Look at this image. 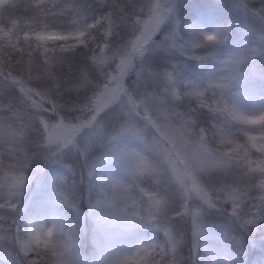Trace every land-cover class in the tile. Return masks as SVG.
<instances>
[{"label": "snow or ice", "instance_id": "obj_1", "mask_svg": "<svg viewBox=\"0 0 264 264\" xmlns=\"http://www.w3.org/2000/svg\"><path fill=\"white\" fill-rule=\"evenodd\" d=\"M101 4L109 8L102 16L90 23L77 19V27L59 30L45 20L54 15L77 17L78 6L71 0H31L23 5L17 0H0V16L17 7L31 12L27 18L31 23L26 27L24 19L9 18L0 23V81L16 89L19 86V97L0 99V208L16 209L27 181L25 169L34 156L49 157L75 143L101 111L126 97L130 108L125 130L145 140L160 161L154 162L135 150L114 153L125 162L129 178L101 186L92 205L103 209L95 218L100 248L97 264H180L178 246L183 237L167 219L166 193L159 187L162 181L175 185L182 200L177 215L190 219L194 238L201 232V209L205 205L229 212L249 231L257 223H264V110H244L236 95L226 91L229 85L222 77L210 79L203 88L188 85L178 89L171 70L161 74L172 82L171 86L154 94L151 103L134 99L125 87V77L169 9L162 0H152L147 9L140 8L137 13L114 6L113 0H101ZM122 27L135 31L127 42L113 45L112 38ZM219 42L217 33L206 32L191 47ZM82 53L86 62L73 70L71 57ZM212 55L209 52L195 58L203 60ZM34 72L39 74L34 76ZM80 89L90 90L91 95L82 97L79 103L63 101L65 91L79 93ZM168 92L176 98L194 97L195 108L188 113L178 111ZM201 110L216 114L210 128L198 125L196 114ZM137 118L146 122L144 127H137ZM225 121L234 127L225 128ZM147 127L152 129L148 139L144 136ZM59 129H67V136H56ZM33 131L39 133V141L32 140ZM97 134L98 129L91 135ZM34 144L37 151L31 150ZM213 169L226 179L205 186L201 176ZM145 181L152 186L142 187ZM60 195L69 202L66 192ZM197 201L199 206H194ZM3 219L0 217V221ZM136 219L152 223L164 233V239L131 250L105 239L108 230L130 228ZM7 227L0 223V229ZM19 245L28 264H76V241L59 223L36 224ZM0 264L6 262L0 260Z\"/></svg>", "mask_w": 264, "mask_h": 264}, {"label": "trees", "instance_id": "obj_2", "mask_svg": "<svg viewBox=\"0 0 264 264\" xmlns=\"http://www.w3.org/2000/svg\"><path fill=\"white\" fill-rule=\"evenodd\" d=\"M21 5L31 2V0H17ZM78 6L77 17L69 15H54L46 18L45 23L50 27L61 29L68 26L72 21L79 19L82 23H90L92 20L102 16L109 10L107 5H102L101 0H71ZM152 0H113L114 6H122L129 13H137L140 8L150 6ZM165 7L169 9L163 21L159 24L157 30L149 38L145 50L140 54L131 69V74L126 81L127 91L131 90L128 82L134 76V72L141 66L144 67V79L139 78L137 92L141 94L161 90L162 75L165 71L172 68L176 61L185 60L184 57L177 54L173 48H168L165 43L167 35L174 26V20L181 19L184 22H192L199 18H208L216 25L225 29V46L228 49H240L244 51V61L238 71L235 72V78L238 83L245 87H250L256 92L264 95V0H176L175 7L168 6V0H162ZM31 12L25 7H17L5 12L0 16V23L6 22L9 18L24 19V26L31 23L29 18ZM135 30L132 27H122L119 34L112 38L113 45H119L127 42ZM25 33H20L23 37ZM32 36V32H28ZM157 45V48L155 47ZM26 47V45H25ZM34 47V45H33ZM163 51L161 52V50ZM154 52V54H153ZM161 52V53H160ZM27 59V57H25ZM43 56L41 54V60ZM86 62V54H78L71 57V67L78 69ZM189 63L186 70L196 79H204L205 64H200L196 60H187ZM39 67V64H37ZM39 73L34 72L33 75ZM65 75H69L65 71ZM97 76L98 73H94ZM102 79V77H101ZM136 84V83H135ZM30 87V85H25ZM19 86H8L0 81V99H16L19 97ZM137 94V95H138ZM91 95L90 90L80 89L79 93L75 91H65L62 99L66 104L73 102L79 103L82 97ZM177 110L181 112H190L191 106H195L192 99H181L175 101ZM106 110L100 114L97 120L104 117L105 126L108 128L110 117ZM74 116L75 113H67ZM216 115L207 110H201L196 114L199 126H211ZM120 120H118V123ZM112 123V122H111ZM87 129L82 130L81 136ZM78 136V137H79ZM33 141H39L38 132L31 133ZM77 143V139L75 141ZM73 145L65 147L66 153ZM38 145L34 144L32 151H37ZM104 147H96L85 159L80 160L75 153L62 155L63 151H56L54 155L45 157L36 155L32 158L29 166L25 169L27 181L22 195L18 198L17 207L14 210L0 208V217L4 219L0 223L8 225L7 228L0 229V260L6 264H28L24 257L20 245V238H24L28 232L27 216L32 213L39 200L46 194L50 197L52 205L63 217L64 224L69 228L77 239L75 253L79 255L86 263L98 254V232L95 220L88 214L89 208L96 202L98 195L97 183L90 184L86 182L88 169L101 161ZM150 160L157 162V159L148 154ZM71 164L72 170L69 172L65 182L61 184L56 182L52 175V168L61 164ZM102 167H97L95 174L100 173ZM226 177L219 170H210L201 176V182L205 186H215L220 184ZM145 187H150L151 182L145 181ZM160 189L166 193V213L171 228L183 239L178 246V257L180 264H194V239L190 226V219L177 216L180 212L177 210L176 194L173 184H165L163 181L159 185ZM170 187V188H169ZM66 192L69 196V202L61 198V193ZM88 195L90 198L88 199ZM199 206V202H195ZM82 207L85 211V217L82 218L77 207ZM201 223L206 227L209 235L204 239L219 249H223L227 255L230 264H264V223H257L249 231L240 225L239 222L231 218L229 212L221 208H208L206 205L201 209ZM120 238L123 240L138 238L142 234L155 232L157 240L164 239V233L160 229L143 227H120Z\"/></svg>", "mask_w": 264, "mask_h": 264}, {"label": "rangeland", "instance_id": "obj_3", "mask_svg": "<svg viewBox=\"0 0 264 264\" xmlns=\"http://www.w3.org/2000/svg\"><path fill=\"white\" fill-rule=\"evenodd\" d=\"M175 3L176 0H168V6L170 8H174ZM75 27H77V22L72 21L68 26L64 28L62 27L60 30H69ZM206 32L217 33V35L220 37V42L215 45H202L201 47L196 49L192 48L191 44L193 42L202 40V33ZM164 38L166 41L165 43L168 45V48L172 47L178 49L176 53L181 55L185 59L174 62V64H172V68L167 70L173 71L174 82L176 83L178 89L187 87L188 85L203 88L207 85L210 79L222 77L224 78V82L229 85V89H227L226 91H229L230 94L234 93L236 95V97L239 99L240 106L244 110L251 112L264 110V96L259 95L253 89L239 85L238 83H236L235 78L231 79V77H235L234 73L241 67L245 56L243 50H229L224 47V28L216 25L208 18H199L195 21L187 23H183L181 19L176 18L174 20V26L172 27V30L167 35H165ZM155 47L157 48V45H155ZM162 51L163 49L161 50V52ZM209 52L214 53V55L207 56V58L203 60H198L195 58L196 55H205ZM138 56L139 55L135 57V62ZM187 60H196L200 64L203 63L206 65L207 69L205 67L206 72L204 79L196 80L191 77V74L186 70V67H184L189 65V63L185 62ZM144 67L145 66H141L134 72V76L128 82L131 88V90H129L128 92L133 96L134 99L144 100L146 103H151L153 100L154 92L141 94L140 96L136 89L138 87V81L140 80L139 78L144 79ZM130 74L131 69L128 71L125 77V87L127 86L126 81ZM162 80L163 86L161 87V90L155 93L163 91L166 85H168L169 87L171 86L172 82H168L166 78H162ZM166 95L169 97L173 104L175 103V101L177 102V100L181 99L195 100L194 97H189L187 95L181 98H176L172 95L171 92H168ZM107 108L110 109V111H108V117H110V119L120 120L118 127H115L113 130L111 129L110 133H107L104 122L96 119V122H94L92 127L87 129L81 136L76 138L78 144L73 143V147L70 148L67 153L65 151V148L60 149V151H63L62 155L75 153L78 157H80V160L82 162H85L88 154L96 147L105 148L101 161L88 169L86 177V182L88 183V185L97 183L99 190L98 195L101 186L105 185L107 182L112 180H126L129 178V173L127 171L125 162L119 156L114 154L116 151L135 150L142 153L148 159L150 158L145 153H148L155 157L158 163L160 161V156L154 151L152 147H150L145 142V140H142L140 136H138L134 131L125 130L126 121L128 120V109L130 108V105L127 103V98L123 97L122 101H117ZM193 108H195V106H191V109ZM105 110L106 108L101 111V113H103ZM100 114L97 116V118L100 117ZM102 118L104 117L102 116ZM137 120L139 121L137 127H144L146 122L140 120V118H137ZM224 127L232 128L234 127V125L230 121H225ZM207 128L210 127L207 126ZM97 129L98 134L91 135L93 132H96ZM67 134V129H59L55 132V135L61 138L66 137ZM151 134L152 129L150 127L144 128V136L146 139L150 138ZM90 136L91 138L89 139ZM237 142L244 143L245 141L238 140ZM106 164H109L110 168L107 169V166H105ZM97 167H102V172H100L99 175L95 174ZM71 170V164L62 163L61 165L52 168V175L55 179H57L56 182L61 184L62 182H65ZM61 177H64V180H61ZM141 186L145 187L144 185ZM173 188L175 190L174 184ZM175 194L177 196L176 208L181 212L182 200L176 190ZM98 195L96 200L98 199ZM89 198L90 196L88 195V199ZM194 206H196L195 203ZM77 209L81 217L84 218L86 215L83 208L78 206ZM102 210V206L101 208H93L92 206L91 208H89L88 214L95 220L96 228L97 224L95 218L100 214ZM27 221L29 224L28 232L26 236L24 238H20V240H26L31 229L36 224L52 225L53 223H59L63 229V232L73 237L76 241L74 234L64 227L62 217L56 212L51 203L50 197L46 194L37 203L36 210L30 216H27ZM139 225L145 228L149 227L152 229H158L147 220L136 219L133 227H138ZM201 225V232L195 238L193 237L195 255H197L198 251H200V253L198 254V258L194 256V264H230L227 258V253H225L222 249L216 248L204 239V237H207L209 235V232L202 223ZM118 233L119 231L110 229L107 231L105 239L109 243L114 242L118 244L123 250H131L141 246L142 244L157 242L155 234H144L138 240L131 239L128 241H122ZM99 256L100 248L98 255L89 263H85L76 254H74V259L76 261V264H97Z\"/></svg>", "mask_w": 264, "mask_h": 264}]
</instances>
